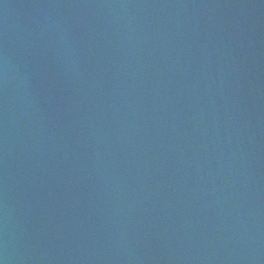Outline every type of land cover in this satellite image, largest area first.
<instances>
[{"label":"water","instance_id":"water-1","mask_svg":"<svg viewBox=\"0 0 264 264\" xmlns=\"http://www.w3.org/2000/svg\"><path fill=\"white\" fill-rule=\"evenodd\" d=\"M0 264H264V0H0Z\"/></svg>","mask_w":264,"mask_h":264}]
</instances>
